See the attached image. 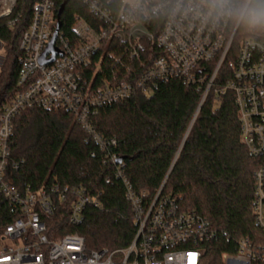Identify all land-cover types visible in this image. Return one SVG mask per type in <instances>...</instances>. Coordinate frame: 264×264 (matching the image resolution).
Masks as SVG:
<instances>
[{
  "label": "built area",
  "instance_id": "2783aa9c",
  "mask_svg": "<svg viewBox=\"0 0 264 264\" xmlns=\"http://www.w3.org/2000/svg\"><path fill=\"white\" fill-rule=\"evenodd\" d=\"M18 1L0 0V20L13 14ZM57 1L34 4L20 41V91L1 109L0 195L16 220L0 235V264H204L203 245L214 235L210 222L197 212L183 211L163 195V187L151 199L146 192L136 193L124 177L123 162L118 163L117 141L100 136L91 119L104 106L138 94L150 96L159 82L177 80L203 88L202 103L211 91L216 101L232 93L241 143L249 156L263 154L264 29L250 28L242 36L241 24L213 9L208 0H80L95 22L76 15L72 37L61 30L58 34L56 48L62 56L42 64L58 24ZM221 78H227L222 85L217 82ZM35 108L71 113L101 148L104 163L116 166L136 226L129 247L89 251L79 234L50 240L41 217L55 214L56 197L74 198L72 225H80L85 207L97 205V200L82 186L53 184L21 191L7 181L13 121L23 110ZM12 168L18 170L19 163ZM253 214L263 240H239L235 254L224 255L223 264H264L263 168L255 173Z\"/></svg>",
  "mask_w": 264,
  "mask_h": 264
},
{
  "label": "trees",
  "instance_id": "16d2710c",
  "mask_svg": "<svg viewBox=\"0 0 264 264\" xmlns=\"http://www.w3.org/2000/svg\"><path fill=\"white\" fill-rule=\"evenodd\" d=\"M65 1L61 31L72 37L76 15L88 22L95 19L80 0H58L57 15ZM36 2L19 0L13 14L0 20L5 53L0 69V115L20 91V41ZM249 29L241 24L239 33ZM226 80L217 82L222 85ZM203 92V88L177 80L159 82L150 96L138 94L100 108L91 123L104 139L117 141L115 151L124 159V177L136 193L146 192L151 199L163 187V195L176 200L183 211L197 212L210 222L214 235L203 245L204 264H223V256L234 255L239 240H263L255 224L253 202L255 173L264 169V153L251 157L241 143L233 94L216 101L211 91L202 103ZM13 125L10 184L21 191H38L53 184L82 186L98 203L87 205L83 222L72 225L74 198L56 197L55 214L41 217L48 238L55 241L79 234L89 251L129 247L136 226L124 181L116 176V166L104 163L101 148L76 118L65 110L25 109ZM13 163H19L18 170L12 168ZM15 220L12 206L0 195V235Z\"/></svg>",
  "mask_w": 264,
  "mask_h": 264
},
{
  "label": "clouds",
  "instance_id": "9594fccd",
  "mask_svg": "<svg viewBox=\"0 0 264 264\" xmlns=\"http://www.w3.org/2000/svg\"><path fill=\"white\" fill-rule=\"evenodd\" d=\"M213 9L251 29H264V0H208Z\"/></svg>",
  "mask_w": 264,
  "mask_h": 264
},
{
  "label": "water",
  "instance_id": "95a60500",
  "mask_svg": "<svg viewBox=\"0 0 264 264\" xmlns=\"http://www.w3.org/2000/svg\"><path fill=\"white\" fill-rule=\"evenodd\" d=\"M67 4V1H65L63 3V5L61 6L59 12H58V15H57V19H58V24H57V27H56V30H55V33H54V36H53V39L50 43V45L48 46L46 52L43 54L42 56V59H41V63L42 64H50V63H53L56 59L57 56H62V54L59 52V50L56 48V40L58 38V34L62 28V23H61V15L64 11V8ZM51 55V58L47 59V57ZM123 158H120L118 163H122L123 162Z\"/></svg>",
  "mask_w": 264,
  "mask_h": 264
},
{
  "label": "rangeland",
  "instance_id": "374dc122",
  "mask_svg": "<svg viewBox=\"0 0 264 264\" xmlns=\"http://www.w3.org/2000/svg\"><path fill=\"white\" fill-rule=\"evenodd\" d=\"M128 2H133L134 0H127ZM245 35V33L242 32V36ZM0 57H4L2 62L0 63V69L4 66L5 64V53L4 50L0 51Z\"/></svg>",
  "mask_w": 264,
  "mask_h": 264
}]
</instances>
